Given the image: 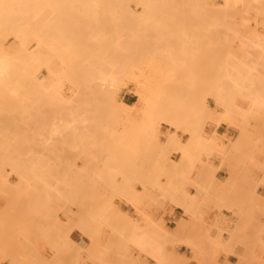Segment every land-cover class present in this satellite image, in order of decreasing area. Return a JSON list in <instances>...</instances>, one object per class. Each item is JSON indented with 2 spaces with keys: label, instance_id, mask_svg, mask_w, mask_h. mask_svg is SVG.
Masks as SVG:
<instances>
[{
  "label": "rangeland",
  "instance_id": "374dc122",
  "mask_svg": "<svg viewBox=\"0 0 264 264\" xmlns=\"http://www.w3.org/2000/svg\"><path fill=\"white\" fill-rule=\"evenodd\" d=\"M94 1L98 4L94 5L96 8L93 6L95 11L94 8L89 9L94 11L95 15L98 14L96 18L99 22L98 25L97 21L95 23L93 21V12H91V19L84 16L90 15L89 9L86 11V14L83 15L78 7V10L76 9L74 13L72 9L73 7H76L74 2H68L64 7L61 6L63 8H61L56 15V20H58V17L60 16H58V14H62V17H59L60 21L53 20V24L49 19H46L44 22L41 20H44L47 16H41L40 26H38L39 22L34 23L37 37L44 42L41 43L42 48L36 50L40 55L38 63L40 64L41 60H43V62L51 60L50 63L46 62L45 64H52L60 72V74L58 73V81L68 103L63 105H46L45 103L43 105L42 102L40 104L37 103L39 104L37 107L39 110L38 112L36 109L37 101L35 100L37 97L33 93V98L35 96V99H33L35 103L32 105L33 100L31 94H29L30 87L27 90L28 92L26 91V94L24 92V95L26 96L20 94V92L22 93L27 89H25V87H27L26 84L28 81L23 83L26 80V78H24L26 75L23 77L25 80L22 81V87L25 84L23 88L19 87L22 83L20 77H17L20 81L18 83L20 84L17 85L16 80H9V83L7 81V85L10 86L9 90L6 88L7 85L0 89V94L1 91H3V95L1 94L3 97L4 93L8 91L9 93L15 92L14 99H17L19 93V100H16V102L18 103L19 101V103L17 106L14 103V109L10 107L12 106L10 105L12 103H10L9 106L7 105L10 101L7 102V107L0 103L2 109L6 110L10 107L9 114L14 110L13 118L11 117L13 112L10 116L8 115L9 118L11 117L10 120L6 114L3 116L2 109H0V121H5L4 123L0 122V126L2 124V127H0L2 128L0 129V143L5 146L2 148L0 145L2 148H0V156L2 155L1 157H4L7 153L8 156H12V158L15 159L13 162L16 163V166H14L15 173L11 171L9 166H0V176H6L8 180L4 183V191L0 193V264H121V262L122 264H127V262L130 264H139L141 262L140 256L142 255L144 261L145 258H149L156 262L148 252L141 251L136 246L128 243L125 239L128 238L126 234L130 235L132 233L131 226L133 227L137 224L136 226L140 229H138L140 232L143 231L149 236L161 241V239H159L160 236L155 232L157 230L155 228L157 225L155 220L152 219L151 221L143 208L150 207L152 203L156 202L158 197L167 199L171 196L165 194L164 191L160 189L161 187L158 188V186L161 185V180H164V182L167 181L165 178L167 177V172H171L176 176L177 168L173 163V159L179 161V163L182 161L181 153H179L180 157L179 160H177L173 157L174 155H172L174 154L173 149L166 148L167 151L165 152L166 149L164 144L161 143L166 139L164 132L168 130L169 127L164 124L154 127L153 125H155V123H153V125L149 126L146 130L139 132L138 126L142 123L141 121L145 119V111H148L145 100L149 95L144 81L145 76L152 65L155 66V64H157L156 66H158V68L160 67V70L162 69L160 71L161 74L156 77V79H162L161 84L159 85L161 95H170L175 102L174 106H168V108H166L168 114L176 115V105L179 103L177 101H179V98H185V103H189V111L191 112L192 120L195 121L202 118L204 129L207 126L213 125L214 128L212 132H214L217 131V128L222 122H225L228 125L237 128L239 134L241 127L244 125L246 136L242 138L237 146L239 148L237 151L235 150L234 154L242 153L241 157H243L244 160L246 159L245 162L249 161L254 164L256 163L253 156L255 151H258L259 156L264 157V106L259 110H256V108L253 109L251 115L243 121L244 118L242 114L246 110L247 103L240 97H234V101L232 100L233 102L231 105H227L226 109H224L214 102L215 100L212 96H207L206 104L212 109V116L205 114V110L199 102L200 93L204 92V87L210 85L215 86L217 83L215 75L210 70L209 64L213 61L225 60L226 52L228 51V48L226 49V47L227 45L229 46L232 38L233 43H230L233 48L232 50L239 48L241 41L238 38L234 39L233 36L237 35V32L250 33L254 32V30L258 34H264V25H261L264 24V21H262L264 20V4H262L264 3V0H262L260 4L252 3V0H246L247 3L245 0H242L244 1L242 3L240 1L235 2L232 0L229 3L230 5L228 4L229 6L225 5L224 0H143L142 3H139V0H121L119 2L113 1L112 5L105 4L108 8L104 7L105 5L101 3L102 0ZM162 1H166L168 4H162ZM242 4L249 8H245ZM65 7L69 10V13L66 12V9V11L63 10ZM101 7L102 10H99ZM103 7L106 9H103ZM83 13L85 12L83 11ZM101 14L103 15V18ZM88 19L91 22L93 21L94 25L91 23L92 26H90L88 21H86ZM36 20H39V18ZM61 20L63 23L60 24ZM67 20L71 23L67 22ZM48 21L50 22L48 23ZM78 22H82L85 25L79 24ZM42 23L49 25L48 28L53 30H50L52 34L46 24L44 27ZM60 25H63L65 28L64 30L62 29V32ZM82 25L85 27L86 25L89 26L84 28ZM74 26L76 29L75 35L73 31ZM228 26H232L230 27V30ZM47 29L48 32H46ZM85 31L88 32V35H86ZM93 32L95 35L94 38L92 37ZM96 32H98L97 37ZM4 33H8V31H5ZM12 33L10 31V34H3L2 39H4L2 41L4 48L6 47L5 49H10V46L17 42L14 38V33ZM79 33L81 34L79 35ZM42 34L44 35L42 36ZM77 34L81 39L78 38L79 36H77ZM89 35L91 36L90 38H88ZM53 37L55 38L54 49L52 51L47 47L45 41L47 42L48 40L49 43V40L53 39ZM42 38H45L44 41ZM91 39H94L92 41L93 43L91 42ZM95 39L98 40L95 41ZM77 40L79 41L78 43ZM85 40L87 43H85L86 48H84L85 46L83 44ZM82 41L84 42L82 43ZM27 43L30 48L35 46L34 40H32L31 37L27 38ZM223 43L225 45H223ZM58 47L64 49V52L62 51L64 54L61 53V50L60 52L58 51ZM81 47L84 50H82ZM184 48L186 49L184 50ZM49 49L50 52L48 51ZM65 49L67 51H65ZM40 50H42V52ZM51 51L54 54L60 53V56H53ZM246 51L244 58L246 62L256 63L260 66L264 64V55H260L257 50L254 51L252 48H247ZM41 53H43V55H41ZM84 54L86 56H84ZM74 55L76 57H74L72 61ZM70 56L72 57L68 60L67 58ZM49 57L52 58L50 59ZM74 60L75 62H77V60L78 62L81 61V63L77 62V64H73ZM90 60L92 61L91 63L89 62ZM70 63H72V65ZM60 64L61 68L59 66ZM126 65L129 67L128 69ZM165 65L169 66V73L167 68H161L165 67ZM173 65H177L178 67ZM40 66L39 72L46 75V65H42L43 67ZM66 66H68V68ZM85 66H90V68L88 67L90 71ZM185 67L187 68L184 71ZM112 69H116V71L117 69L118 71L122 70L121 72L123 73L121 77L123 78V81L116 93L115 101L117 99V105L120 102H123L131 106L128 108L125 107L127 108L125 109L126 113L128 112L130 115V120L132 119V121L128 123V126L127 124L125 125V123H127V121H125L126 113L125 115L123 113L122 121H119L117 125L114 124L112 117L109 115L111 107L106 105L103 100L102 103L100 98V100H97L98 96L94 94L95 85L92 84L93 82L91 81L92 75L95 76L98 73H107ZM188 70L193 73L190 75ZM59 75H61V77ZM11 76L16 77L17 75ZM90 76L91 79L89 78V80L88 77ZM84 77L85 80L83 79ZM181 79H186L187 81H181ZM30 80L31 79H29V81ZM87 80H89V84ZM15 81L16 84L14 83ZM228 81L230 80H224L223 83L231 89V81ZM30 82H33V79ZM85 83L88 84V87L85 86ZM16 86L22 89V91H20L19 88L18 90ZM33 87L35 88V86ZM151 87L155 88V85L152 83ZM79 88L80 90L78 92ZM83 92L85 97L83 96ZM9 93L7 98H9ZM10 95L13 97V94ZM27 95L31 97L32 101L28 99L29 97L25 98ZM90 96L92 97L91 100ZM22 97H24L23 100ZM83 98L88 99L81 101ZM25 99L28 100V105L26 104L27 102L25 103ZM196 99H198V102H196ZM0 100H3V98H0ZM6 101L7 100L4 98L3 103L5 104ZM87 101L89 102L88 104H86ZM38 102H40L39 99ZM79 103H81V105ZM29 105H31V107H29ZM105 105L106 107H104ZM23 106H27V108ZM59 106H61V108ZM97 106L102 108L105 112L101 111L99 108L100 112ZM30 108L32 113L29 111ZM104 108L107 109L105 110ZM25 109L29 110H26L27 112H25ZM43 111L44 115L42 116ZM74 111H77L76 116L78 119L76 118ZM222 111L227 113V115L225 113L222 115ZM15 112H17V114H15ZM71 112H74L75 122L73 119L72 121L70 119L71 115L68 113ZM26 113H28L29 116ZM79 113H82V115L84 114V116L79 118ZM21 115L22 117L25 116L22 118ZM160 118H162V116ZM68 119L70 120L71 125L68 122ZM11 121L13 122V125ZM53 121H55V125L58 127L62 123V127H59V130L57 128L59 131H56L57 134L55 133L54 135H51L50 130ZM56 121L58 122L57 124ZM6 123L9 124V127ZM72 124L74 126H72ZM124 125L125 127H128L126 133L123 132L125 129L123 127ZM49 126L50 128H48ZM78 126H81V129L75 128ZM109 126L115 128V136L108 131ZM7 127L8 129H6ZM9 128L11 131H9ZM39 128H41V130ZM90 128H92L91 131H89ZM97 128H99L98 131ZM68 129L71 133L75 129V132L71 134L67 131ZM45 130L48 131L45 133ZM100 130L101 132H99ZM78 131L80 132L78 133ZM176 132L180 141L183 142L187 136L181 130ZM12 133H14V138L10 136ZM41 134H43L45 138L48 135V139L50 138L49 140L51 141L47 142L48 140H45V138L43 139ZM77 134H79V136H77ZM152 134L155 135L153 138ZM35 135L38 136L37 141ZM237 137L234 141L229 142V145L227 146L222 141V135L217 131L214 135L215 139H219L217 145L210 140L209 142H206L204 152L200 154V158L195 162L202 163L203 157L209 158L212 155L224 157L227 154H233L232 145ZM41 141L43 143L45 142L42 148L41 146L43 143H41ZM5 142H7V144ZM197 150L198 149H193L192 152L197 153ZM1 151L4 152L2 153ZM156 158L158 159L156 160ZM155 160H159L158 162L160 165ZM207 162L209 161H205V165L209 167V174L213 177L215 168H213L210 162ZM163 163L165 164L163 165ZM151 164H153V166H151ZM258 165L262 166L264 163L260 162ZM155 167L158 168V170ZM160 168L161 170L163 168V172L161 170L159 171ZM193 168L194 167H192V169ZM178 169L182 171L181 167ZM146 177L149 180H146ZM176 177H178V175ZM142 179L145 181H142ZM187 184L188 183L185 184V189ZM135 186L141 187L142 191L135 190ZM133 188L136 192L132 190L131 195L129 189ZM133 191L135 194H133ZM237 191L240 192L241 190L239 189ZM237 191L234 196L237 195V199L239 198L243 200L240 204V206H242L244 203L242 209L243 212L247 210L251 211L250 205L246 202L247 199L249 202H253V197H249L250 194L248 192L250 191L246 192V190H243L240 193ZM151 192H155L157 196L155 195L154 197H151ZM243 192H246L247 195ZM136 193L138 194L137 196H135ZM142 194L146 199L143 198L144 196L142 197ZM241 194L243 197L239 196ZM215 198L218 201H225L222 194H219V197L218 195L215 196ZM108 200L109 202H107ZM115 200H123L132 205L135 214L139 219L131 220L118 208L115 212L116 206L115 204L113 205ZM140 204H144V207H139ZM111 205H113L115 209L112 208ZM221 205L224 206V204H217L218 207ZM232 206L239 205L235 204ZM118 210L119 213L121 212L120 216ZM127 217L134 225L130 224L129 220H127L128 222L126 221L125 218ZM152 223L155 224L153 225ZM243 225L236 226L232 231L226 230L230 234L228 237L229 241L234 238L235 232H240L242 230L244 227ZM153 227L156 230H154ZM255 228V230L259 232V236H264V224L261 225L258 221V225ZM129 229L131 233L129 232ZM73 230H77L87 239V242L80 244L71 239L70 233ZM125 231L128 232L124 233ZM219 232L220 233L216 235L217 237H212L209 240L211 241V244L212 239L215 240V238H217L216 240H220L219 242L221 243L222 237L220 235L222 233L221 231ZM180 241L181 240H167L161 242L164 246H174L173 244H179ZM181 242L183 243V241ZM212 245L214 246V244ZM43 248H46V250H43ZM165 259L166 263L169 257H166ZM180 259H183V256H181ZM200 264L207 263L200 262Z\"/></svg>",
  "mask_w": 264,
  "mask_h": 264
},
{
  "label": "bare ground",
  "instance_id": "6f19581e",
  "mask_svg": "<svg viewBox=\"0 0 264 264\" xmlns=\"http://www.w3.org/2000/svg\"><path fill=\"white\" fill-rule=\"evenodd\" d=\"M113 1H115V2H119V1H121V0H102L101 1V3H103L104 5L105 4H109V5H112V3H113ZM232 0H224V3H225V5H228L230 2H231ZM235 2L236 1H240L241 3L242 2H244V1H242V0H234ZM233 1V2H234ZM248 1V0H247ZM68 2H74L75 4L74 5H76V7H73L72 9H73V11H74V13H75V11H76V9L78 10V7L80 8V11H82V14L84 15V14H86V11L89 9V8H91V9H93L95 6L94 5H98L97 4V2L96 1H94V0H0V89H2V87H5V85H7L8 83H9V80L10 81H14V80H16L17 81V85L18 84H20V83H18V82H20L19 81V79L17 78V77H20V80H21V83H22V81H24L25 79H23V77L24 78H26V80L23 82V83H25L26 81H28L27 82V84H26V86L27 87H25V91H23L22 93L20 92V94H22V96H26V95H24V92H25V94H26V91L29 89V87H30V91H29V94H31V97H32V100L33 99H35V96L37 97L35 100L37 101L36 102V105H34V106H36V109L38 110V105L42 102V104L44 105V103L47 105V104H60V105H63V104H66V103H68L67 102V99L64 97V92H63V89L61 88V86H60V83H59V81H58V73L60 74V72L57 70V68L55 67V66H53L52 64H45L46 62H51V60H49V61H44L43 62V60H41L40 61V64L38 63L39 61L38 60H40V55H39V52H36V50H39V48H42V45H41V43H44V42H42V40L41 39H39L38 37H37V33H36V28H35V22H39V25L38 26H40V24H41V22H40V18H41V16L43 17V16H47V18L45 17V19L44 20H41V21H44L45 22V20L47 19H49L52 23L54 22L53 20H55V21H60V18L62 17L61 15L62 14H58V16L60 17H58V20H56V15H57V13H58V11L61 9V8H63L64 7V5L66 4V3H68ZM143 2V0H139V3H142ZM234 2V3H235ZM245 2H246V0H245ZM262 2V0H252V3H256V4H260ZM168 4L166 1L164 2V1H162V4ZM240 3V4H241ZM247 3V2H246ZM169 4H171V3H169ZM176 4V3H175ZM262 4H264V3H262ZM173 5V4H172ZM230 5V4H229ZM228 5V6H229ZM242 5H244V4H242ZM61 6H63V7H61ZM94 6V7H93ZM245 6V8H249V7H247L246 5H244ZM249 6V5H248ZM262 6V5H261ZM104 7H106V8H108V6H104ZM103 7V9H106V8H104ZM87 8V9H86ZM96 8V7H95ZM95 8H94V11H95ZM66 9V7L63 9V10H65ZM91 9H89V11H90V15L88 16V15H84V16H86V17H89L90 19L93 17V21H94V23L97 21V15H95L94 13V11H92ZM98 9V8H97ZM62 10V11H63ZM67 10V9H66ZM65 10V11H66ZM99 10H102V7H101V9H99ZM65 11H63V12H65ZM72 11V10H71ZM83 11L85 12V13H83ZM97 11V10H96ZM67 13H69V10H67L66 11ZM65 12V13H66ZM79 12V11H78ZM91 12H93L92 13V17H91ZM62 13V12H61ZM71 13V12H70ZM94 15H95V17H94ZM101 16H102V18H103V15L101 14ZM86 17H85V19H86ZM39 18V20H36V19H38ZM63 18H64V16H63ZM108 18V17H107ZM98 20H99V17H98ZM104 20V19H103ZM50 21H48V23L50 22ZM64 21V20H63ZM77 21V20H76ZM86 21H88V24L90 25V26H92L91 25V23L93 24V21L91 22V21H89V19L88 20H86ZM109 21V20H108ZM244 21V20H243ZM262 21H264V20H262ZM67 22H69L68 20H67ZM74 22V21H73ZM46 23H47V21H46ZM45 23V24H46ZM61 23H63L62 22V20H61V22H60V24ZM69 23H71V22H69ZM79 24H84V23H82V22H78ZM98 21H97V25H98ZM244 23V22H243ZM242 23V24H243ZM43 24V23H42ZM45 24H43V26L45 27ZM54 24V23H53ZM58 25V24H57ZM64 25H65V23H64ZM85 25V24H84ZM84 25H82L84 28H87V26H89V25H86V27L84 26ZM94 25V24H93ZM97 25H96V27H97ZM261 25H264V24H261ZM42 26V27H43ZM46 26H47V28L49 27V25L48 24H46ZM61 27H60V29H61V32H62V29L64 30L65 28L63 27V25H60ZM77 26H79V25H77ZM226 26V25H225ZM57 27V26H56ZM229 27V26H228ZM230 27H232V26H230ZM230 27H229V30H230ZM234 27H236V26H234ZM79 28V27H78ZM93 28V27H92ZM226 28V27H225ZM43 29H45V28H43ZM49 29V31L50 30H52V29H50V28H48ZM48 29H47V31L46 32H48ZM95 29V28H94ZM233 29V28H232ZM76 29H75V26H74V35H75V31ZM85 30V29H84ZM92 30V29H91ZM235 30V29H234ZM5 31H8V33H4ZM10 31H11V33L13 32L14 33V38L17 40V42H16V44H14V45H11L10 46V49L9 48H7V49H5L4 48V46H3V39H2V37H3V34H10ZM53 31V30H52ZM55 31V30H54ZM94 31V30H93ZM44 32H45V30H44ZM61 32L59 31V33L61 34ZM79 32H80V30H79ZM86 32V31H85ZM12 33V34H13ZM50 33H51V31H50ZM63 33L65 34V32L63 31ZM238 33H239V35H238ZM244 33V34H243ZM243 33H240V32H237V35H232L233 37H234V39L235 38H238L240 41H241V44H240V46H239V48L237 49H235V50H232L233 48H232V46L230 45V43L232 42L233 43V38H232V40H231V42L229 43V46L227 45V47H226V49L228 50L226 53V58H225V60H223V61H213L212 63H210L209 64V66H210V70H211V72L215 75V78H216V80H217V83L215 84V86L213 85V86H205L204 87V92L203 93H200V97H199V102H200V105L201 106H203V108H204V110H205V114L206 115H208V116H212V114H213V111H212V109H210L208 106H207V104H206V100H207V96H212L213 97V99L215 100L214 102H216L221 108H224V109H226V106L227 105H231V103L234 101V97H240L241 99H243L246 103H247V107H246V110L244 111V113L242 114L243 115V121L244 120H246L247 119V117H249L250 115H251V112H252V110L253 109H255L256 108V110H259V109H261L262 108V106H264V64H262L261 66L260 65H258V64H256V63H248V62H246L245 60H244V58H245V52H247L246 51V49L247 48H252V49H254V51L255 50H257L258 52H259V54L260 55H264V43H262V42H264V34H258L255 30H254V32H243ZM52 34V33H51ZM58 34V33H57ZM59 34V35H60ZM81 33H79V35H80ZM89 34H90V32H89ZM97 34H98V32H96V37H97ZM236 34V33H235ZM44 34H42V36H43ZM78 34H77V36H79ZM86 35H88V32H86ZM225 35H227L226 33H225ZM9 36V35H8ZM62 36H63V34H62ZM62 36H59V37H62ZM65 36V35H64ZM83 36V35H82ZM101 36V35H100ZM216 36V35H215ZM28 37H31L32 38V40H34V43H35V46L33 47V48H30L29 46H28V43H27V38ZM75 37V36H74ZM91 36L89 35L88 36V38H90ZM93 38L95 37V35H94V32H93V36H92ZM99 37V36H98ZM222 37V36H221ZM227 37H228V35H227ZM52 38V37H51ZM54 38L55 37H53V39H50L49 40V43H48V40H47V42L45 41V44H47V47H49L52 51H53V47H54ZM68 38V37H67ZM77 38V37H76ZM78 38H80V36L78 37ZM77 38V39H78ZM84 38V37H83ZM82 38V39H83ZM87 38V39H88ZM103 38V37H102ZM6 39V38H5ZM43 39V41H44V39L45 38H42ZM64 39V38H63ZM81 39V38H80ZM86 39V38H85ZM218 39H219V37H218ZM228 39H230V38H228ZM228 39H227V41H228ZM66 40V39H65ZM94 40V39H93ZM92 39H91V42L93 41ZM96 40H98V39H95V41ZM88 41H89V39H88ZM94 41V42H95ZM67 42V41H66ZM79 41L77 40V43H78ZM81 42V41H80ZM84 41H82V43H83ZM224 42V41H223ZM86 43V40H85V42L83 43L84 44V46L87 44H85ZM93 43V42H92ZM89 44V43H88ZM226 44H227V42H226ZM64 45V44H63ZM70 45V44H69ZM68 45V46H69ZM223 45H225L224 43H223ZM84 46H82V47H84ZM88 46V45H87ZM92 46V45H91ZM65 47H67V46H65ZM81 47V49L82 50H84L83 48ZM238 47V46H237ZM59 48V47H58ZM69 48H71V47H69ZM68 48V49H69ZM76 48V47H75ZM84 48H86V46L84 47ZM186 48H188V47H186ZM186 48H184V50L186 49ZM190 48V47H189ZM50 49L48 50L49 52H50ZM63 49V48H62ZM62 49H58V51L60 52V50H61V53L62 54H64L63 52H64V49L62 50ZM73 49V48H72ZM87 49H89V48H87ZM47 50V49H46ZM183 50V52L185 53V51ZM196 50V49H195ZM41 52H42V50H40ZM45 51V50H44ZM48 51H47V53H48ZM51 51V53L53 54V56L54 55H57V56H60V53L59 54H54L53 52ZM63 51V52H62ZM65 51H67L66 49H65ZM79 51H80V49H79ZM190 51V50H189ZM194 51V50H193ZM197 51V50H196ZM83 52H85V51H83ZM192 52V51H191ZM190 52V53H191ZM44 53V52H43ZM43 53H41V55H43ZM72 53V52H71ZM86 53V52H85ZM194 53H195V51H194ZM75 54V53H74ZM49 55V54H48ZM52 56V55H51ZM52 56V57H53ZM56 56V57H57ZM81 56H83V55H81ZM84 56H86L85 54H84ZM42 57V56H41ZM52 57H49L50 59L52 58ZM62 57V56H61ZM71 57L72 56H70V57H68L67 59L69 60V59H71ZM74 57H76L75 55L72 57V61H73V59H74ZM79 57V56H78ZM46 58V57H45ZM44 58V59H45ZM41 59H43V58H41ZM61 59V58H60ZM77 59V58H76ZM62 61H64V60H62ZM71 62V61H70ZM77 62H78V60H77ZM77 62H75V60H74V63L73 64H77ZM83 62V61H82ZM90 63L92 62L91 60L89 61ZM88 62V63H89ZM78 63H81V61L80 62H78ZM46 65V75H44V74H42L41 72H39V66L40 65ZM71 65H72V63H70ZM85 64V63H84ZM117 64V63H116ZM41 65V66H42ZM86 65V64H85ZM157 64H155V66L154 65H152L151 66V68H150V70H149V72L147 73V75L145 76V81H144V83H145V85H146V87H147V92H148V97L146 98V104H147V108H148V111L146 110L145 111V119L143 120V121H141L142 123L138 126V128H139V132L140 131H144V130H146L147 128H149V126H152L153 125V123H155V125H153L154 127L155 126H159V125H162V124H164L165 126H167V127H169V129L168 130H166L164 133H165V136H166V139H164V141L163 142H161V143H163L164 144V147H165V149L166 148H171V149H173V152L174 153H177V154H179V153H181L182 154V161H180V163H179V161H176V160H174L173 159V163L175 164V167L178 169V164H179V166H181V165H183L186 169H187V171H190L191 169H192V167H193V165H194V163H195V161L198 159V158H200V154H202L203 152H202V149H205V147L204 146H206V142H209V140L211 141V142H213V143H215V145H217V141H219V139L217 140V138L215 139L214 138V135H215V131L214 132H210L209 134H206L205 132H204V126H203V121H202V118L201 119H199V120H195V121H193L192 120V118H191V112L189 111V103H185V101H186V99L185 98H179V101H177V102H179L177 105H176V107H177V113H176V115H170V114H168L167 112H166V108H168V106H174L175 105V102L173 101V99H172V96H170V95H161V92H160V90H159V85L161 84V78H158V79H156V77L159 75V74H161L160 73V71L162 70H160V67L158 68V66H156ZM40 66V67H41ZM60 66V68H61V64L59 65ZM87 66V65H86ZM85 66V67H86ZM91 66H92V64H91ZM125 66V65H124ZM124 66H121V67H124ZM127 66V65H126ZM160 66V65H159ZM173 66H177V65H173ZM172 66V67H173ZM43 67V66H42ZM56 69H55V68ZM67 68H68V66H66ZM72 67V66H71ZM85 67H84V69H85ZM89 68H90V66H88ZM88 67H86V68H88ZM168 67L169 66H166L165 65V67H161V68H167V71H168ZM178 67V66H177ZM89 68H88V70H89ZM129 67L127 66V69H128ZM170 68H171V66H170ZM175 68V67H174ZM186 68L187 67H185V69H184V71L186 70ZM77 69V68H76ZM126 69V68H125ZM182 69H183V67H182ZM209 69V68H208ZM88 70H87V72H88ZM209 70V71H210ZM84 71V70H83ZM90 71V70H89ZM122 70H119L118 71V69H117V71H116V69L115 70H111L110 72H105V73H98L97 75H95V76H93L92 75V79H91V76L90 77H88V79L90 78L91 79V81L93 82L92 84H94L95 85V93L94 94H96L97 96H98V98H97V100H100L101 99V101L103 100L104 101V103L106 104V105H108L109 107H111L110 109V113H109V115H110V117H112V119H113V122H114V124H116L117 125V123L119 122V121H122L121 119L123 118V113H124V115H125V113H126V111H125V109H127L128 107H131V106H128L127 104H125V103H123V102H120L118 105H117V99H116V101H115V96H116V93H117V91H118V89H119V87H120V85H121V82L123 81L122 79L123 78H121L122 77V72H121ZM129 71V70H128ZM22 72V73H21ZM25 74H24V73ZM87 72H86V74H87ZM187 72V71H186ZM20 73H21V76H20ZM127 73H129V72H127ZM168 73H169V71H168ZM188 73L191 75V73H193L192 71L191 72H189V70H188ZM90 74V73H89ZM172 74V73H171ZM11 75H17L16 77H12ZM61 75H62V72H61ZM61 75H59L60 77H61ZM127 75V74H126ZM125 75V76H126ZM173 75V74H172ZM171 75V76H172ZM87 76V75H86ZM182 76H183V74H182ZM187 76V75H186ZM30 77V78H29ZM185 78V77H184ZM23 79V80H22ZM29 79H33V82H30L29 81ZM84 80H85V77L83 78ZM89 79V80H90ZM89 80H87V82L89 81ZM224 80H230L231 81V89H229L226 85H225V83H223V81ZM7 81H8V83H7ZM16 81L14 82L15 84H16ZM79 81H81V80H79ZM181 81H187L186 79H181ZM230 81H228V82H230ZM12 83V82H11ZM14 83H13V85H14ZM23 83L21 84V86L19 85V87H22V85H23ZM33 84V86H35V88L32 86V84ZM37 85H36V84ZM154 84L155 85V88H152L151 87V84ZM77 84V83H76ZM86 84V83H85ZM88 84H89V82H88ZM88 84H86L85 86H87ZM30 85V86H29ZM79 85H80V83H79ZM24 86H25V84H24ZM23 86V87H24ZM37 86V87H36ZM9 87L10 86H6V88H8V90H9ZM17 87V89L19 88L18 86H16ZM22 87V88H23ZM88 87V86H87ZM32 88V89H31ZM20 89V88H19ZM18 89V90H19ZM37 89V90H36ZM84 89V88H83ZM13 90H14V87H13ZM79 90H80V88L78 89V92H79ZM90 90H91V88H90ZM201 90V89H200ZM15 91H16V89H15ZM20 91H22V89H20ZM34 91V92H33ZM37 91V92H36ZM87 91V90H86ZM89 91V90H88ZM28 92V91H27ZM32 92V93H31ZM84 92H85V90H84ZM84 92H83V96L85 95L84 94ZM92 92V91H91ZM3 93V91H1V94ZM8 91L7 92H5L4 93V97L3 96H1V94H0V98L2 99L3 98V100H4V98L7 100L6 101V103L4 104L3 103V100H0V103H2V105H4V106H6V104H7V102L8 101H10V102H8V106H9V104L10 103H12V104H10V105H12V106H10L12 109H14L15 108V104H16V106L18 105V103H19V101H18V103L16 102V100L19 98V93H18V95H17V99L15 98L14 99V94H16L15 92H10L9 93V98H7V95H8ZM33 93H34V98H33ZM10 94H13V97H11V95ZM28 94V93H27ZM88 94V93H87ZM3 95V94H2ZM5 95H6V97H5ZM81 96V95H80ZM94 96V95H93ZM21 97V96H20ZM29 97V98H28ZM31 97L30 96H28L27 95V97H25V98H28V99H30L31 100ZM78 97V96H77ZM85 97V96H84ZM91 97V96H90ZM90 97H88V98H90ZM23 98L24 97H22V100H23ZM81 98V97H80ZM87 98V99H88ZM100 98V99H99ZM11 99H13V100H11ZM38 99L40 100V102H38ZM86 98L84 99H81V101H83V100H87ZM92 99V97L90 98V100ZM95 99H96V97H95ZM19 100V99H18ZM20 100H21V98H20ZM27 99H25V103L28 105V100L26 101ZM31 100V101H32ZM90 100H89V102H90ZM233 100V101H232ZM2 101V102H1ZM12 101V102H11ZM14 101V102H13ZM96 101V100H95ZM101 101H100V103H101ZM103 101H102V103H103ZM188 101V100H187ZM21 102V101H20ZM78 102V101H77ZM88 101H87V103L86 104H88L89 103ZM97 102V101H96ZM196 102H198V99H196ZM15 103V104H14ZM22 103V102H21ZM33 103H35V101L33 100L32 101V105H33ZM37 103H39V104H37ZM83 103V102H82ZM85 103V102H84ZM100 103H99V105H100ZM30 104V103H29ZM80 105H81V103H79ZM13 105H14V108H13ZM20 105V104H19ZM106 105L104 106V107H106ZM116 105H117V107H116ZM186 105V106H185ZM217 105V106H218ZM52 106V105H51ZM84 106V105H83ZM94 106V105H93ZM101 106H102V104H101ZM7 107V106H6ZM10 107H8L6 110L5 109H2V107H0V109H2V112H3V116H5V114H6V116L8 117V115L10 116V114L14 111H11V113L9 114V112H10V110H9V108ZM23 107H26L27 108V106H23ZM29 107H31V105H29ZM33 107V106H32ZM47 107V106H46ZM48 107H49V105H48ZM53 107V106H52ZM60 108H61V106H59ZM90 107H91V105H90ZM89 107V108H90ZM98 107V110L100 111V109H101V111H104V110H102V108H100L99 106H97ZM112 107H115V108H112ZM125 107H127V108H125ZM236 107V106H235ZM234 107V108H235ZM18 108H19V106H18ZM51 108V107H50ZM88 108V109H89ZM93 108V107H92ZM100 108V109H99ZM91 109V108H90ZM105 110L107 109V108H104ZM216 109V108H215ZM27 109H25V112H27L26 111ZM41 110V109H40ZM43 110V109H42ZM52 110V109H51ZM75 110V109H74ZM79 110V109H78ZM236 110V109H235ZM242 110V109H241ZM30 112H31V108H30V110H29ZM34 111V110H33ZM48 111H49V108H48ZM86 111H87V108H86ZM93 111H94V109H93ZM100 111V112H101ZM215 111V110H214ZM230 111V110H229ZM5 112V113H4ZM38 112H39V110H38ZM37 112V113H38ZM51 112V111H50ZM50 112H49V115H50ZM75 112V116H76V112L77 111H74ZM74 112H71V113H68L69 115H71L70 116V119H71V121H72V119H73V121L75 122V116H74ZM105 112V111H104ZM8 113V114H7ZM32 113V112H31ZM35 113V112H34ZM42 113V112H41ZM89 113V112H88ZM87 113V114H88ZM96 113V112H95ZM106 113H107V111H106ZM224 113L225 112H221V114L222 115H224ZM13 114H14V112L11 114V117L13 118L14 116H13ZM15 114H17V112H15ZM28 116H29V114L28 113H26ZM53 114V113H52ZM78 114V113H77ZM101 114V113H100ZM226 115H227V113H225ZM37 115V114H36ZM39 115H41V114H39ZM44 115V111H43V113H42V116ZM55 115V114H54ZM79 115L80 116H78L79 118L82 116H84V114L82 115V113L80 114L79 113ZM93 115V114H92ZM91 115V116H92ZM103 115V114H102ZM25 116V115H24ZM23 116V117H24ZM41 116V117H42ZM87 116V115H86ZM107 116V115H106ZM162 116V118H160ZM10 117V118H11ZM21 117H22V115H21ZM22 117V118H23ZM37 117V116H36ZM35 117V118H36ZM72 117V118H71ZM125 117V116H124ZM214 117V116H213ZM227 117V116H226ZM0 118H1V116H0ZM5 119H7L6 117H4ZM9 118V117H8ZM9 118V119H10ZM34 118V119H35ZM46 118V117H45ZM67 118V117H66ZM69 118V117H68ZM76 118H77V116H76ZM86 118V117H85ZM126 120L125 121H127V123H125V125L127 124V126H128V123H130V121H132V119L130 120V115H129V113L127 112L126 113ZM124 118V119H125ZM27 119H29V118H27ZM54 119V118H53ZM78 119V118H77ZM76 119V120H77ZM260 119H261V117H260ZM11 120V119H10ZM32 120V119H31ZM46 120V119H45ZM59 120V119H58ZM69 120V119H68ZM106 120V119H105ZM16 121V120H15ZM36 121V120H35ZM1 123H4L5 121L3 120V122L2 121H0ZM12 122V121H11ZM37 122V121H36ZM40 122V121H39ZM69 123H70V120L68 121ZM79 122V121H78ZM41 123V122H40ZM52 123V122H51ZM53 123H54V125H53ZM53 123L51 124L52 125V127H51V130H50V133H51V135L53 134H55L56 133V131H58L59 130V127H62L61 125H62V123H61V125H59V127L58 126H56L55 125V121H53ZM58 122L56 121V124H57ZM77 123V122H76ZM247 123V122H246ZM7 125H8V127H9V124H10V122H9V124L8 123H6ZM14 124H15V122H14ZM68 124V123H67ZM67 124H66V126H67ZM74 124V123H73ZM72 124V126H74ZM132 124V123H131ZM157 124V125H156ZM242 124V123H241ZM6 125V126H7ZM12 125H13V122H12ZM41 125V124H40ZM40 125H38V126H40ZM63 125H64V122H63ZM70 125H71V123H70ZM69 125V126H70ZM104 125V124H103ZM125 125L123 126L125 129H124V133H126V131L128 130L127 128L128 127H125ZM242 126V125H241ZM0 127H2V124H1V126ZM8 127L6 128V129H8ZM71 127V126H70ZM81 127V126H80ZM79 126L78 127H75L76 129H81ZM85 127V126H84ZM87 127V126H86ZM99 127H101V126H99ZM110 127V128H109ZM108 127V131L110 132V134L112 133V134H114V136H115V128L113 127V126H109ZM14 128V127H13ZM12 128V129H13ZM45 128V127H44ZM44 128H42V129H44ZM48 128H50V126L48 127ZM48 128H46V129H48ZM57 128H58V130H57ZM65 128V127H64ZM69 128V127H68ZM106 128V127H105ZM137 128V129H138ZM0 129H2V128H0ZM10 129V128H9ZM40 130H41V128H39ZM91 129L92 128H90V130L89 131H91ZM104 129V128H103ZM244 129H245V127H244V125L241 127V129H240V133L238 134V137H237V139H236V141L233 143V145H232V151H233V154H234V152H235V150L237 151L238 150V148L239 147H237L238 146V144L240 143V141L242 140V138H244L245 136H246V131H244ZM84 130V129H83ZM82 130V131H83ZM94 130V129H93ZM99 130V128H97V131ZM178 130H181L182 132H184L186 135H188L187 136V138L182 142V141H180V139L178 138V136L176 135V131H178ZM9 131H11V129L9 130ZM48 131V130H47ZM46 130H45V133L47 132ZM69 133H71L70 131H69V129L67 130ZM4 132V131H3ZM37 132H39V131H37ZM59 132V131H58ZM73 132H75V129L73 130ZM72 132V133H73ZM80 131H78V133H79ZM88 132V131H87ZM99 132H101V130L99 131ZM106 132V131H105ZM108 132V133H109ZM9 133V132H8ZM11 133V132H10ZM36 133V132H35ZM40 133V132H39ZM43 133V132H42ZM62 133V132H61ZM64 133V132H63ZM71 133V134H72ZM84 133V132H83ZM95 133V132H94ZM6 134V133H5ZM13 134L14 133H12V135H10V136H12V138H14L13 137ZM17 134V133H16ZM57 134V133H56ZM88 134V133H87ZM117 134V133H116ZM8 135V136H9ZM65 135V134H64ZM36 136V135H35ZM43 136V139L45 138L44 137V135L43 134H41V137ZM49 136H50V134H49ZM71 136V135H70ZM74 136V135H73ZM72 136V137H73ZM77 136H79V134H77ZM155 135L154 134H152V138L154 137ZM248 136V135H247ZM250 136V135H249ZM6 137H7V135H6ZM37 137L38 136H36V141H37ZM51 137V136H50ZM57 137H58V135H57ZM62 137H63V134H62ZM216 137V136H215ZM251 137V136H250ZM40 138V137H39ZM47 138V139H46ZM46 138H45V140H48L47 142H50L51 140H49L48 139V135L46 136ZM68 138V137H67ZM0 139H1V135H0ZM52 139V138H51ZM54 139V138H53ZM4 140V139H3ZM6 140H7V138H6ZM41 140H42V138H41ZM153 141V140H152ZM244 141V140H243ZM3 142V141H2ZM8 142V141H7ZM7 142H5L6 144H7ZM11 142H12V140H11ZM155 142V141H154ZM41 143H43L42 141H41ZM45 143V142H44ZM44 143H43V145L41 146V148L44 146ZM220 143V142H219ZM245 143V142H244ZM10 144V143H9ZM52 144V143H51ZM0 145H1V143H0ZM46 145V144H45ZM92 145V144H91ZM125 145V144H124ZM154 145V144H153ZM123 146V145H122ZM219 146H220V144H219ZM218 146V147H219ZM1 147L2 148H4L5 146L2 144L1 145ZM0 147V148H1ZM11 147V146H10ZM47 147V146H46ZM163 147V146H162ZM221 147V146H220ZM1 148V149H2ZM9 148V147H8ZM12 148V147H11ZM10 148V149H11ZM161 148V147H160ZM230 148V147H229ZM40 149V148H39ZM47 149V148H46ZM48 149H49V147H48ZM193 149H198L197 151V153L195 152V153H193L192 152V150ZM162 150H163V148H162ZM4 151H5V149H4ZM3 151V152H4ZM167 151V149L165 150V152ZM212 151V150H211ZM2 152V151H1ZM2 152V153H3ZM11 152H12V150H11ZM164 152V153H165ZM239 152V151H238ZM218 153V152H217ZM170 154V153H169ZM169 154H168V156H169ZM241 155H242V153H240ZM237 155H238V153H237ZM2 156V155H1ZM0 156V166H9L10 168H11V171L13 172V173H15V167L14 166H16L15 164L16 163H14L13 161L15 160V159H13L12 158V156H8L7 155V153H6V156L4 155V157H1ZM236 156V155H235ZM249 156V155H248ZM239 157H240V155H239ZM235 158V157H234ZM250 158V157H249ZM158 158H156V160H157ZM241 159V158H240ZM251 159V158H250ZM155 160V161H156ZM246 160V159H245ZM159 161V160H158ZM158 161H156V162H158ZM235 161V160H234ZM237 161H238V158H237ZM240 161V160H239ZM242 161H244V160H242ZM165 162V161H164ZM223 162V161H222ZM228 162V161H227ZM159 163V162H158ZM172 163V164H173ZM207 163H209V162H207ZM229 163V162H228ZM237 163V162H236ZM155 164V163H154ZM165 163H163V165H164ZM174 164H173V166H174ZM232 164V163H231ZM230 164V165H231ZM150 165V164H149ZM159 165H160V163H159ZM162 165V164H161ZM228 165V164H227ZM232 165H234V164H232ZM231 165V167L230 166H228L229 168H232L233 166ZM151 166H153V164H151ZM155 166H157V165H155ZM170 166V165H169ZM159 167V166H158ZM212 167V166H211ZM210 167V168H211ZM156 168V167H155ZM214 168V167H213ZM157 170H158V168H156ZM156 169H154V170H156ZM161 170V168L159 169V171ZM162 172H163V168H162V170H161ZM214 171V170H213ZM166 172V171H165ZM176 173V172H175ZM168 174V175H167ZM146 175V174H145ZM157 175V174H156ZM141 176V175H140ZM166 176L167 177H165L166 179H167V181L164 183V184H161L160 186H158V188L159 187H161L160 189L162 190V191H164V193L165 194H167V195H171V196H173L174 195V192L176 191V189L174 188V187H172L173 185L172 184H174L173 183V181L174 180H176V176H177V174H176V176L174 175V174H172L171 172L170 173H166ZM157 177V176H156ZM141 178H142V176H141ZM147 178V177H146ZM210 181H211V179L213 178L212 177V175L211 174H209V176L207 177ZM110 179H112V178H110ZM165 179V180H166ZM146 180H149L148 178L146 179ZM155 180H157V179H155ZM8 180H7V177L6 176H0V193H2L3 191H4V183L5 182H7ZM142 181H145L144 179H142ZM213 181H214V178H213ZM212 182V181H211ZM217 184H218V181H217ZM219 185V184H218ZM127 187H128V185H127ZM126 187V188H127ZM243 189V188H242ZM249 189V188H248ZM124 190H126V189H124ZM130 191V193H131V195H132V190H134V188L133 189H129ZM217 190L218 189H215L214 187H212V188H210L209 189V191H208V189H206L205 190V193H204V195L205 196H207V194L208 195H213L214 197L215 196H217L218 194L216 193L217 192ZM250 190V189H249ZM248 190V191H249ZM252 190V191H251ZM250 190V192H248L250 195H249V197L251 196V198L253 197V199L254 200H257V198H258V196L255 194V190H253V189H251ZM70 191V190H69ZM135 191V190H134ZM134 191H133V194H135L134 193ZM244 191H245V189H244ZM86 192H87V190H86ZM100 192V191H99ZM184 192V191H183ZM238 192V191H237ZM240 192H242V190L240 191ZM240 192H238V193H240ZM246 192H247V189H246ZM246 192H243V193H245L246 194ZM252 192H254V193H252ZM84 193V192H83ZM138 193V192H137ZM136 193V195L135 196H137L138 194ZM145 193V192H144ZM149 193V192H148ZM242 193V194H243ZM252 193V194H251ZM68 194V193H67ZM70 194V193H69ZM82 194V193H81ZM88 194V193H87ZM96 194H97V192H96ZM162 194V193H161ZM160 194V195H161ZM182 194V196H181V198L183 197V199H185V201H186V199H187V193H180V195ZM242 194L241 195H239V196H242ZM72 195V194H71ZM95 195V194H94ZM99 195H100V193H99ZM111 195H112V193H111ZM244 195V194H243ZM247 195V194H246ZM81 196V195H80ZM101 196V195H100ZM109 196H110V194H109ZM144 195L142 194V197H143ZM237 196V195H236ZM235 196V197H236ZM66 197V196H65ZM125 197V196H124ZM129 197V196H128ZM141 197V198H142ZM218 197H219V195H218ZM243 197V196H242ZM83 198V197H82ZM144 199H146L145 198V196L143 197ZM232 198V197H231ZM241 198V197H240ZM244 198H247V197H244ZM67 199V198H66ZM72 199V198H71ZM108 199V198H107ZM106 199V200H107ZM110 199V198H109ZM137 199V198H136ZM235 199V198H234ZM239 199V198H238ZM104 200V199H103ZM126 200H128V199H126ZM131 200V199H130ZM246 200V199H245ZM262 200H264V199H262ZM140 201V200H139ZM188 201V200H187ZM250 201H252V200H250ZM86 202H87V200H86ZM107 202H109V200L107 201ZM239 202H241V201H239L238 200V203ZM255 202V201H254ZM90 203H91V201H90ZM136 203V202H135ZM256 203V202H255ZM254 203V204H255ZM240 204V203H239ZM244 204V203H243ZM243 204H242V206H240V208L242 207V209H243ZM261 204V203H260ZM229 205V204H228ZM235 205V204H234ZM252 205V204H251ZM256 205V204H255ZM112 206V208H114L115 209V207L113 206V205H111ZM238 206V207H239ZM183 207H184V209H185V212H190V209H191V206L190 205H188L187 203H184L183 204ZM233 207V206H232ZM245 207H246V205H245ZM254 207V206H253ZM90 208V207H89ZM235 208V207H234ZM248 208V207H247ZM255 208V207H254ZM257 208V207H256ZM241 209V210H242ZM92 210H93V208H92ZM246 210V209H245ZM114 211V210H113ZM117 211V208L115 209V212ZM118 213H119V210H118ZM121 213V212H120ZM119 213V216L121 215ZM241 213V212H240ZM122 215H124V214H122ZM125 216V215H124ZM123 216V217H124ZM122 217V218H123ZM126 217V216H125ZM128 218V217H127ZM127 218H125L126 219V221L127 220H129V218L127 219ZM130 221V220H129ZM128 222V221H127ZM132 221H130V224H133V223H131ZM153 224V223H152ZM155 224V223H154ZM153 224V225H154ZM134 225V224H133ZM137 224H135V226H133V228H132V226H131V229H132V233L130 232V229H129V232L131 233L130 235L129 234H126V236H128V238H125L127 241H128V243H130V244H132V245H134V246H136V247H139V249L140 248H142V247H140L141 246V244H145L148 240L147 239H151L150 237H145L143 234H138L137 232H138V229L139 228H137V226H136ZM148 225H149V223H148ZM242 225V224H241ZM127 226V225H126ZM152 226V225H151ZM217 226V225H216ZM244 226V225H243ZM238 227V226H237ZM47 228H48V226H47ZM127 228V227H126ZM129 228H130V226H129ZM155 228H157V229H160V225H156V227ZM49 229V228H48ZM151 229V228H150ZM153 229H154V227H153ZM140 230V229H139ZM149 230V229H148ZM259 231V230H258ZM262 231V230H261ZM261 231H260V233H261ZM111 232V231H110ZM126 232H128V231H125L124 233H126ZM226 232V231H225ZM234 232V231H233ZM239 232V231H238ZM245 233V232H244ZM257 234H259V232H257ZM257 234H256V236H257ZM116 235V234H115ZM230 235V234H229ZM245 235H246V233H245ZM221 236V235H220ZM217 237V236H216ZM222 237V236H221ZM242 237V236H241ZM247 237V236H246ZM259 237V236H258ZM117 238V237H116ZM220 238V237H219ZM217 238H215V240L214 239H212V244H214L215 246H219L220 245V240H216ZM239 239H240V236H239ZM230 240H231V238H230ZM236 241H237V238H236ZM126 242V241H125ZM227 242H229V241H227ZM239 242V241H238ZM243 242V241H242ZM250 242V241H249ZM262 242V241H261ZM260 242V243H261ZM185 243L187 244V245H189V246H191L192 248H194L193 246H192V244L191 243H189V242H187V241H185ZM251 243V242H250ZM259 243V244H260ZM230 244V243H229ZM106 245V244H105ZM232 245V244H231ZM243 245V244H242ZM261 245V244H260ZM260 247V246H259ZM245 249H246V247H245ZM121 250V249H120ZM159 252H161L160 250H159ZM165 253H167V251L166 250H164V252H162V254L164 255ZM101 254V253H100ZM107 254V253H106ZM169 254H170V252H169ZM161 255V254H160ZM109 256V255H108ZM111 256V255H110ZM256 256V255H255ZM104 258V257H103ZM109 258V257H108ZM110 259V258H109ZM261 260V259H260ZM125 261V260H124ZM125 263V262H124ZM141 263V262H140ZM139 263V264H140ZM121 264H122V262H121ZM127 264H130V263H128L127 262ZM132 264V263H131ZM138 264V263H137ZM143 264V263H142Z\"/></svg>",
  "mask_w": 264,
  "mask_h": 264
},
{
  "label": "crops",
  "instance_id": "0c3cea01",
  "mask_svg": "<svg viewBox=\"0 0 264 264\" xmlns=\"http://www.w3.org/2000/svg\"><path fill=\"white\" fill-rule=\"evenodd\" d=\"M213 128V125H210L204 131L210 133L213 131ZM217 131L222 135V141L227 146L238 135L237 128L225 122L220 124ZM217 131L215 132L217 133ZM204 147L206 148V146ZM204 150L202 149V152ZM172 155H174L175 159L179 160V154L174 153ZM241 156V154L237 155L235 153L227 154L224 157L217 155H212L209 158L203 157L202 163L195 162L194 168L190 171H187L183 165H178V168L181 167L182 171L176 170L178 177L173 181L174 184H172V187L176 189L174 195L167 199L158 197L156 202L152 203L148 208H143L144 204L139 205L148 214L151 221L153 219L157 225H160V229L156 228L157 230H154H156L155 232L160 236L159 239L162 242L167 240L183 241V243L181 241L179 244L177 243L178 245L164 246L161 241L138 230V234L151 238L147 239L148 241L145 244H141L140 247L142 248L140 250L148 252L156 260L155 262L153 259L145 258L144 261L142 255L140 256L141 263L200 264V262H203L207 264H264V236H259L255 230L258 221L259 224H264V200H262L264 199V165H258L260 162L264 163V157L259 156L258 151H255L253 156L256 163L254 164L249 161L245 162ZM205 161H209L215 168L213 172L214 181L212 178V182L207 178L210 170L205 165ZM230 164L233 166L232 168L228 167H231ZM161 181V184L165 183L164 180ZM186 183L188 184L185 189ZM212 187L218 189L216 193L218 195L222 194L225 201H218L213 195H204L205 190L208 189L209 191ZM248 188L250 190L255 189V194L258 196L257 200L253 199L256 205L253 202H249L248 199L246 201L250 205L251 211L247 210L243 212L240 206L232 207L234 204L240 205L243 202L242 199H237L234 196L235 192L239 189L242 191L247 189L248 191ZM135 190L142 191V188L135 186ZM183 191L188 195L186 201L183 197L181 198L182 194L180 195V193H184ZM155 195V192H151L150 194L151 197ZM238 200L241 201L239 202L240 204ZM184 203L191 206L190 212H185ZM114 204L116 208L125 213L131 220L139 219L135 214L134 207L126 201L115 200ZM217 204H224V206L218 207ZM241 224H244L242 230L235 232L234 238L229 241V232L226 230L232 231L236 226H242ZM219 231L222 233L221 243L219 246H213L209 240L218 235ZM70 238L80 244L87 242V239L77 230H73L70 233ZM185 241L191 243L194 248L187 245ZM260 241L262 242L260 243ZM137 248L139 249V247ZM43 250H46V248H43ZM164 250L167 253L163 255L162 252ZM181 256H183V259H180ZM166 257H169V259L165 263Z\"/></svg>",
  "mask_w": 264,
  "mask_h": 264
}]
</instances>
